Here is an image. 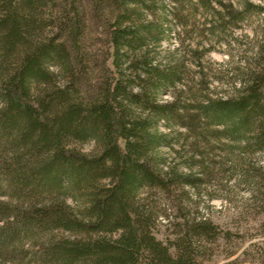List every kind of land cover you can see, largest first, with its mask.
I'll list each match as a JSON object with an SVG mask.
<instances>
[{
    "label": "trees",
    "instance_id": "obj_1",
    "mask_svg": "<svg viewBox=\"0 0 264 264\" xmlns=\"http://www.w3.org/2000/svg\"><path fill=\"white\" fill-rule=\"evenodd\" d=\"M90 6L107 26L106 66L92 86L79 0H0V261L198 264L194 245L212 229L183 216L173 242L163 244L152 232L156 215L148 199L197 186V178L168 163L166 153L183 133L239 141L254 121L258 138L246 145L264 151V75L250 71L230 82L231 96L215 100L184 93V86L173 91L182 86L185 58L198 66L211 51L206 36L223 37L238 20L264 13V4L91 0ZM186 9L214 19L203 21L197 37L206 42L194 49L185 45L192 35ZM45 10L56 29L46 39ZM171 26L182 40L161 52ZM167 94L171 101L162 99ZM88 143L95 154L75 148Z\"/></svg>",
    "mask_w": 264,
    "mask_h": 264
},
{
    "label": "rangeland",
    "instance_id": "obj_2",
    "mask_svg": "<svg viewBox=\"0 0 264 264\" xmlns=\"http://www.w3.org/2000/svg\"><path fill=\"white\" fill-rule=\"evenodd\" d=\"M79 1L84 23L82 49L87 71L85 79L92 86L103 76L106 66L107 26L93 13L91 0ZM249 1L255 6L262 7L264 4V0ZM233 2L237 5V0ZM45 12L47 16L43 22L47 27L42 35L46 39L55 35L56 29L50 25L53 22L50 11ZM191 13L189 9L182 12L184 21L189 24L187 31L192 32L190 42L185 45L194 49L200 41L206 42L197 37L203 21L212 22L214 19L198 13L192 16ZM235 26L234 30L227 28L223 37H205L211 40V43L206 42L211 51L202 56L198 66L193 64L192 59L185 58L182 86L173 93L178 94L184 86V93L199 92L198 97L207 96L215 100L231 96L230 82L247 78L250 71H255V76L260 72L261 77L264 75V68L256 66L264 62V13L238 20ZM175 32V27L171 26V37L161 44V52L179 46L182 36L178 38ZM65 40L69 42L67 36ZM216 40L220 43L214 44ZM259 47L261 57L258 59ZM172 97L167 94L162 99L171 101ZM182 97L188 99L187 96ZM195 107L192 103L188 109ZM257 125L253 121L251 131L239 141L222 136L195 139L183 133L173 143L174 151L166 153L168 163L178 172L189 173L199 181L196 187L186 188V193L178 192L174 197L161 194L150 196L148 205L156 215L152 229L156 239L163 244H171L173 234L179 231L177 224L183 221L184 216L189 225L204 221L212 229L209 236H201L194 245L198 264H264V151L256 145H246L248 141L251 144L257 141ZM209 130L220 132L222 129L209 127ZM75 148L85 155H93L97 150L93 143ZM177 199H181V205ZM0 264L13 263L0 261Z\"/></svg>",
    "mask_w": 264,
    "mask_h": 264
}]
</instances>
